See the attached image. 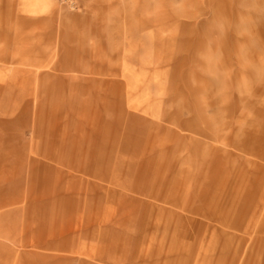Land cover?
Wrapping results in <instances>:
<instances>
[{
	"label": "rangeland",
	"instance_id": "374dc122",
	"mask_svg": "<svg viewBox=\"0 0 264 264\" xmlns=\"http://www.w3.org/2000/svg\"><path fill=\"white\" fill-rule=\"evenodd\" d=\"M0 264H264V0H0Z\"/></svg>",
	"mask_w": 264,
	"mask_h": 264
}]
</instances>
